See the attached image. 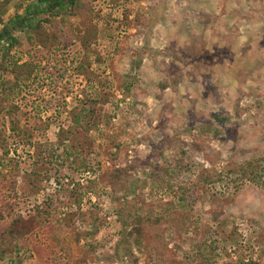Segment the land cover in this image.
I'll use <instances>...</instances> for the list:
<instances>
[{"label":"rangeland","instance_id":"rangeland-1","mask_svg":"<svg viewBox=\"0 0 264 264\" xmlns=\"http://www.w3.org/2000/svg\"><path fill=\"white\" fill-rule=\"evenodd\" d=\"M51 24L0 70V178L43 218L0 264H264V0H79Z\"/></svg>","mask_w":264,"mask_h":264},{"label":"trees","instance_id":"trees-1","mask_svg":"<svg viewBox=\"0 0 264 264\" xmlns=\"http://www.w3.org/2000/svg\"><path fill=\"white\" fill-rule=\"evenodd\" d=\"M79 0H23L21 2L20 9H15L14 13L8 15L9 4L4 3V6L0 12V70L3 63L11 58L13 50L19 44V38L17 34H27L26 39L31 40L36 32L42 30V28L51 27V21L54 18H59L64 14L72 11L77 5ZM6 16V20H2ZM202 26H205V23ZM19 60V56H16ZM31 71L28 72L30 75ZM9 84V83H8ZM6 82L0 81V103L5 102L11 91L7 89ZM13 86L16 85L13 83ZM124 92L129 93L131 84H124ZM164 89L165 86H162ZM14 92V91H13ZM95 102L96 98H91ZM86 114V113H84ZM72 111L68 112L70 119L74 122H78L81 119V115ZM39 115V112L35 113V117ZM37 122V121H36ZM26 126H28L25 123ZM14 132L16 127H12ZM6 138V137H5ZM61 135L57 136L58 144L47 145L44 149H38V155L44 164L51 163L52 157L62 156L65 158L70 157L71 151L69 146H65L62 141L60 142ZM57 142V141H56ZM63 146V147H61ZM57 152V153H56ZM56 153V154H55ZM39 162V161H38ZM37 162V163H38ZM132 168V167H130ZM34 172V171H32ZM11 173V172H10ZM29 174L27 176L26 187H30L31 181ZM10 175H5L0 178V260L4 258H13L16 254L20 256L18 245L23 240L22 237L27 236L35 227L40 226L43 221L41 215L31 207L29 212H25V203L28 202L27 197L20 195L17 191L16 179ZM111 180L114 185L120 184L123 186V180L127 179V173L123 169H116L112 172ZM120 188V187H119ZM125 192V188L122 189ZM127 192V191H126ZM26 200V201H25ZM34 206V204L32 205ZM118 218L123 227L132 226L130 231L125 234V239H132L135 237V231L139 230V227H135L130 222L131 215L126 211L125 213L119 212ZM162 219V218H161ZM20 242V243H19ZM29 256H32L29 253ZM12 262L13 260L10 259ZM15 262V261H14ZM239 264H256L254 261H241Z\"/></svg>","mask_w":264,"mask_h":264}]
</instances>
